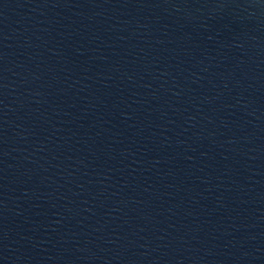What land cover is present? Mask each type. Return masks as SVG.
<instances>
[{
	"label": "water",
	"instance_id": "obj_1",
	"mask_svg": "<svg viewBox=\"0 0 264 264\" xmlns=\"http://www.w3.org/2000/svg\"><path fill=\"white\" fill-rule=\"evenodd\" d=\"M0 264H264V0H0Z\"/></svg>",
	"mask_w": 264,
	"mask_h": 264
}]
</instances>
